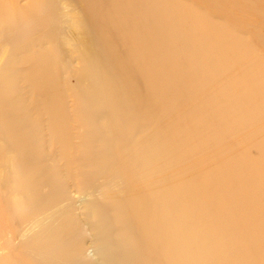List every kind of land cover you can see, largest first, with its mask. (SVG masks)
I'll return each instance as SVG.
<instances>
[{"label":"rangeland","instance_id":"rangeland-1","mask_svg":"<svg viewBox=\"0 0 264 264\" xmlns=\"http://www.w3.org/2000/svg\"><path fill=\"white\" fill-rule=\"evenodd\" d=\"M73 9L71 17L83 13L99 25L96 41L106 71L95 72L101 88L95 109L88 97L85 105L83 97L74 95L79 76L72 70L62 73L65 68L56 65L50 70L60 77L54 90L43 98L27 80L35 94L31 98L26 93L27 70L41 67L28 65L27 58L52 48L47 34L50 23L63 18L62 1L0 0V66L8 54H19L14 70H24L0 95V109L10 105L3 103L18 89L17 97L25 100L20 112L34 124L27 137L39 143L34 148L28 138H20L21 123L16 128L3 114V129L23 145L16 157L29 164L37 153L52 165L57 178L79 175L92 184L93 157L84 162L77 155L86 148L87 134L92 136L99 127L104 138L93 153L99 171L112 172L106 177L111 189L101 177L99 198L105 205L99 210L109 218L112 232L124 220L117 213L126 215L116 209L113 219L114 201L107 199L120 195L132 203L129 195L135 194L150 203V186L136 187V179L150 173L141 184L158 176L161 199L167 192L175 195L173 204L192 196L179 210L194 242L217 235V257L193 264H264V0H73ZM136 38L138 50L131 60L130 44ZM75 67L77 74L84 70ZM54 117L62 118V124ZM141 124L144 131L138 129ZM1 141L0 131L2 146ZM123 144L127 148L118 150ZM128 176L133 189L122 191ZM3 193L0 190V225L8 220L1 211ZM212 212L215 219L209 217Z\"/></svg>","mask_w":264,"mask_h":264},{"label":"bare ground","instance_id":"bare-ground-1","mask_svg":"<svg viewBox=\"0 0 264 264\" xmlns=\"http://www.w3.org/2000/svg\"><path fill=\"white\" fill-rule=\"evenodd\" d=\"M61 1L63 18L57 24L51 22V31L47 34V39L52 42V48L33 53L27 58L28 65L41 67L36 66L31 71L27 70L26 79L23 81L28 88V80L32 88L44 98V95L54 90L56 80L60 81L59 76L50 75L51 67L56 65L65 68L62 73L72 70L73 74L79 76L76 77L75 83L78 86L74 95L83 97L85 105L88 97L92 109H95L101 93V88L96 85L95 72H98L99 68L101 72L106 71V67L99 59L96 41L99 25L89 21L83 13L71 17L74 13L73 0ZM99 6L103 8V4ZM126 39L129 42L130 39ZM136 43L137 38L130 44L131 60L136 57L135 52L138 50ZM48 53L51 56L47 55ZM54 55L58 60L54 59ZM12 58L17 59V62H11ZM20 59L19 54H8L6 62L0 66V95L10 89V83L16 82L20 70L14 69L18 67ZM81 65L84 70L77 74L73 68ZM22 71L24 70L20 72ZM7 73H10L13 79ZM83 75L88 76L89 80L85 81L83 78L80 80ZM36 79L41 80V86L36 83ZM90 86L92 88H89ZM33 89H26L31 98L35 94ZM17 91L15 90L19 93L18 89ZM16 93L13 96L8 95L6 103L3 104L10 105L0 109V116L3 114L7 116L16 128L18 123H21L24 136L20 138L27 139L28 133L34 129V124L25 117V113L20 112L24 109L22 102L25 103V100L21 97L19 99ZM15 105L18 109L14 111ZM101 112L104 113L103 109ZM143 117L146 119L144 114ZM128 118L130 123L136 119L132 114ZM53 119L57 125L63 122L60 117ZM4 122L0 119L3 142V147L0 143V154L4 153L0 160V190L5 192L2 194L5 204L1 209L2 215L8 217V220L0 225V255H4L0 257V264H136V261L140 264H193L195 261L212 262L214 256L217 257L221 252V249L213 246L217 242L215 233L194 242L193 230L187 227L186 218L179 210V206L192 196L188 195L187 198L173 204L175 195H169L167 192L161 199L158 176L153 182L141 184L149 180L150 173L145 174L146 179H136V184L140 183L136 187L150 186V203H146L135 194L129 195L132 203L123 200L125 197L120 195L107 199V202L114 201L112 202L114 212L111 213L113 219L116 209H120L126 215L125 217L122 213L116 212L120 219L124 220L120 222L121 228L115 230L116 232L111 231L113 229H110L109 218L100 215L99 208L105 204L99 197L102 196L101 177L107 181L105 183L108 189H111L106 177L112 172L107 168L99 171L95 156L97 154L93 153L94 149H97L96 142L104 138L101 128L98 127L92 136L91 133L87 134L86 151L82 150L77 155L82 156L84 162L93 157V163L89 167L93 171L96 170L95 176L91 175V178L96 180L92 184H87L82 182L83 176L79 175L74 178L69 175L57 178L52 173V165L48 164L43 156L36 157L37 153L31 157L29 164L27 163L29 160L21 161L23 158L16 157L17 151H21L23 147L20 138L6 132L3 129ZM99 124L102 126L101 122L97 123L98 126ZM58 127L63 129V126ZM115 128L113 130L116 132ZM138 129L144 131L145 125L141 124ZM106 135L111 137L110 132H106ZM28 141L32 142L34 148H38V142L29 138ZM121 148L126 149L127 146L123 144L118 150ZM156 173L162 176L159 172ZM14 175L17 176L16 181ZM118 180L121 179H116ZM132 180L133 178L129 176L122 180V187H126L122 191L133 189L130 186ZM115 185L114 188H118L116 182ZM103 188L106 190L104 185ZM93 211L98 213L95 215ZM209 217L215 219L216 214L212 212ZM180 218L185 219L180 222ZM112 237L114 240H111ZM183 254L187 258H183Z\"/></svg>","mask_w":264,"mask_h":264}]
</instances>
